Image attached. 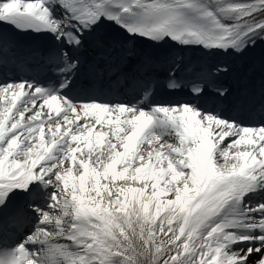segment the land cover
<instances>
[{"label":"snow or ice","instance_id":"snow-or-ice-1","mask_svg":"<svg viewBox=\"0 0 264 264\" xmlns=\"http://www.w3.org/2000/svg\"><path fill=\"white\" fill-rule=\"evenodd\" d=\"M260 46L264 0H0V264H264Z\"/></svg>","mask_w":264,"mask_h":264}]
</instances>
